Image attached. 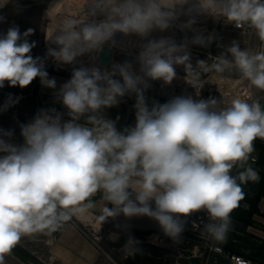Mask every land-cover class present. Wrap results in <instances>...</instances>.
Listing matches in <instances>:
<instances>
[{
	"label": "clouds",
	"instance_id": "obj_1",
	"mask_svg": "<svg viewBox=\"0 0 264 264\" xmlns=\"http://www.w3.org/2000/svg\"><path fill=\"white\" fill-rule=\"evenodd\" d=\"M13 3L20 6L17 0H0V10ZM201 16L254 29L262 43L261 51L251 53L233 42L227 48L231 60L222 53L210 67L198 61L203 71L235 67L264 92V0H87L84 17L62 18L46 35L47 57L57 67L75 65L85 55L91 66L73 67L60 87L65 112L39 109L30 122L19 124L22 142L15 129L0 128V264L23 238L51 235L74 218L91 217L101 227L111 221L127 230V221L147 217L178 241L182 218L203 210L205 234L217 244L226 242L231 214L245 197L243 186L260 179L249 161L254 163V141L264 140V97H238L219 107L216 99L191 95L149 104L145 95L150 81L170 84L176 65L199 86L188 45L206 44L194 27ZM182 17L187 19L181 22ZM5 20L0 14V23ZM174 27L197 34L180 43L153 35ZM33 33L32 28L21 33L15 24L0 33V89H23L37 78L44 87H57L44 59L32 55ZM118 33L139 48L138 69L129 60L113 63L111 71L98 66L99 53L105 44L116 45ZM126 94L135 95V123L118 129L104 110L118 106ZM19 100L9 94L0 112ZM234 169L242 170L233 175ZM138 244L129 235L121 250L131 255Z\"/></svg>",
	"mask_w": 264,
	"mask_h": 264
},
{
	"label": "crops",
	"instance_id": "obj_2",
	"mask_svg": "<svg viewBox=\"0 0 264 264\" xmlns=\"http://www.w3.org/2000/svg\"><path fill=\"white\" fill-rule=\"evenodd\" d=\"M233 42H237L242 50L247 49L251 53L262 50V43L255 35L254 29L251 31L239 30L234 25L223 20L213 39V54L220 56L222 53H225L227 58L231 60L232 57L230 53H227V48L230 47ZM48 75L49 78L56 79L57 87L55 89H49L42 86L40 83L38 92L27 95L38 97L37 111L39 109H50L54 107L59 112H65L66 110L59 103L57 93L62 84L70 78L51 73H48ZM224 78H227L226 80H229V82L233 84L236 82L234 87L237 92L235 94L231 93L232 95L227 94L224 97L221 96L219 98L221 103H226L223 104L222 107H226L230 104L232 99L238 97L249 101L258 97H264V92L252 87L246 79L242 78L235 67L227 68L224 72ZM148 102L151 104L152 99L148 98ZM158 102L164 103L161 101ZM134 104L135 96L125 95L121 98V102L118 106L105 109L104 114L108 118L116 121L118 129H122L126 126H134ZM28 116L29 118L34 117V115ZM117 117L120 119L117 120ZM63 118L68 119L66 115ZM254 147L255 151L252 153V157L256 158L257 162L253 163L250 160L249 163L258 171L260 179L258 182H249L243 186L245 197L240 202L239 207L234 209L231 214L232 223L227 240L223 244L218 245L224 250L223 255H221L222 257L230 259L231 256L236 255L250 261L252 264H264V140H255ZM240 170L242 169H234L233 175ZM119 219L120 222H124L123 217ZM76 221L78 220L74 218L65 224L57 235L39 234L33 237H25L21 240L20 245L30 251L28 244L33 243L35 245V250L33 249L32 251L31 249L32 254L42 260V258H40V251L44 250L50 263L99 264L101 260L100 252L95 245L91 243L86 234L81 231ZM79 221H81V219ZM127 223L129 224L127 230L116 228L115 222L111 221L105 223L103 226L104 229L108 231L112 232L114 230L119 233L120 236L128 237L131 235L137 241L145 237L165 235L158 223L147 217L132 218L127 221ZM181 237L182 239L190 238L187 231H183ZM198 247L200 249L203 248L201 241L198 242ZM143 248H139V251H144ZM205 251L206 250H204V253ZM145 256V258H147L149 254ZM146 260L136 264H147L148 260Z\"/></svg>",
	"mask_w": 264,
	"mask_h": 264
},
{
	"label": "rangeland",
	"instance_id": "obj_3",
	"mask_svg": "<svg viewBox=\"0 0 264 264\" xmlns=\"http://www.w3.org/2000/svg\"><path fill=\"white\" fill-rule=\"evenodd\" d=\"M55 1L56 0H17V3L20 5L19 7H17L15 3L10 4L5 9L0 10V14L6 16L5 22L0 23V33L5 32L13 24L19 26L21 33H23L28 28L34 29V33L29 37L30 42H36V47L33 48L32 55L34 57H40L44 59L45 69L48 73L70 78L73 67L84 66L83 63L77 60L75 65H64L61 67H57L56 61L51 57H47V49L50 45L46 42L45 37L48 33L52 31L54 23L53 18L49 17L47 14L53 4H55ZM201 17L203 18L204 16ZM207 19V23H199V20L198 23L194 25V27L196 28H205L200 31V34L205 37L206 44H189L188 52L190 54V57H192L194 50H199L203 52H212L213 50V39L216 35L220 23L224 19L222 17L218 19L208 17ZM196 34L197 33H194L191 30L188 34L189 40H191ZM158 35H163L167 37L169 35V31L161 34L159 33ZM171 36L177 41V43H180L184 40L183 32H173ZM51 47L53 46L51 45ZM116 49L117 54H115L114 57L115 63H123L125 60H129L130 56H137L139 52V48H136V50L130 49V51H126L128 49L123 50V48L122 50L121 48L119 50L118 47H116ZM111 70L112 68L109 69V71ZM219 79H221L222 81V87L220 90L223 89L224 93L226 92V79L224 78V74L219 77ZM157 83L158 81L152 82L151 87L148 88L145 92L146 97L161 102H166L168 99L172 98V95L169 96L160 93L157 90ZM39 85L40 81L39 78H37L32 82L31 85L23 89L18 86H5L4 88L0 89V105L4 103L5 99L9 94H12L14 97H20V100L17 104L8 108L4 112H0V128H3L5 130L15 129L17 142H22L19 136V124L30 122V120L32 119L29 118L28 114L24 112L25 97L27 94H34L35 92H38ZM236 92V89H234L231 90L230 93L235 94ZM126 95L135 96L134 94ZM81 221H76L78 227L81 229V231H83V233L86 234V236L90 239L91 243L95 245V247L101 254V260L99 261V264H136L138 262H141L135 260L133 256L134 253L131 255H126L121 250L126 244L128 237L120 236L119 233L115 232L114 230L111 232L104 229V226L101 227L99 222L95 221L91 217H89L85 221L81 219ZM94 224H97V227L93 226ZM113 232L117 233L119 237L115 241L109 239L110 233ZM187 233H189L190 238L182 239V237L180 236L178 241H174L171 237L167 235L145 237L141 240H138V248L144 247V250L149 249V256H147V258H144L142 261H145L147 259V264H192L190 262L189 257L185 255L182 250H191L192 252L196 253L197 256H199L204 253V250H206V246L208 245L207 243L209 239L207 237H196L193 231H188ZM158 237L166 238V242H159ZM199 241H201L203 245V248L201 249L198 247ZM28 247L30 248V251L18 244L13 249L11 255L5 257V264H59L50 263L44 250L40 251V258H42V260L32 254L31 249L32 251L33 249L35 250V245L33 243L28 244ZM204 254L205 259H208V253ZM205 263L206 260L203 264Z\"/></svg>",
	"mask_w": 264,
	"mask_h": 264
},
{
	"label": "built area",
	"instance_id": "obj_4",
	"mask_svg": "<svg viewBox=\"0 0 264 264\" xmlns=\"http://www.w3.org/2000/svg\"><path fill=\"white\" fill-rule=\"evenodd\" d=\"M239 30L243 31H251L252 29H249L247 26L244 28H237ZM216 55H214L211 51L210 52H203L199 50H194V53L192 54V57H190L189 62H191L193 65V68L196 70L199 76V86H194L193 83L191 82L190 77L188 76L187 72L183 68H179V77L182 78V83L177 84V86L174 87L173 89V96L177 95H191L195 99H216L217 101L220 102L219 107H222L223 104H226L225 102H222L219 100L221 96L224 93H221V87H222V81L219 79L223 73H216L214 70L205 72L203 71V67H210L216 59ZM198 61H204V66L202 67ZM221 93V94H219ZM231 94V93H228ZM227 95V94H226ZM254 162H257V159L254 158ZM186 222L184 224V231H193L196 237H207L208 240V245L206 246V254L208 259H205V254L202 253L199 255L203 259V263L206 260V263L211 259V257L214 254H219L223 255L224 250L221 246L217 244L214 240H212L207 234L204 232V225L208 223V216L207 213L204 212L203 210L198 212V213H193L187 218H182ZM159 242H166V238L164 237H158ZM145 255L149 254V249L144 250ZM183 251V250H182ZM194 253V252H193ZM196 255V253H194ZM238 259H242L244 261H247L246 259L233 255L230 257L231 264H237ZM249 264H252L250 261H248Z\"/></svg>",
	"mask_w": 264,
	"mask_h": 264
},
{
	"label": "bare ground",
	"instance_id": "obj_5",
	"mask_svg": "<svg viewBox=\"0 0 264 264\" xmlns=\"http://www.w3.org/2000/svg\"><path fill=\"white\" fill-rule=\"evenodd\" d=\"M86 4H87V0H56L55 1V4H53V6L50 8V10H49V12L47 14L49 17L53 18V20H54L53 28L56 27L57 23L62 18H65V17H84L85 12H86ZM183 18H186L187 19V17H182L181 18V22H183V21L186 20V19H183ZM207 18L208 17H206V16H204L203 18L202 17H198L197 18V23H198L199 20H200L199 23H207L206 22L208 20ZM196 29L198 30V33L200 34V31L203 30V29H205V28H196ZM190 31L191 30L181 31L178 27H174V28H172V29L169 30V35L168 36H171L173 32H176V33L183 32L184 37H185V35H187V37H188V34L190 33ZM158 34L159 33H154L153 35L156 36V37H159L160 35H158ZM114 39L116 40V45L115 46H110L109 44H105L104 47H111L113 49V51L115 52V54H117L116 47H118L119 50H120V48H121V50H122V48H123V50L124 49H128L126 51H130V49L131 50L132 49L136 50V48L138 49V47H135L132 44H129V42H128L129 38L123 37L122 34H119V33L116 34V36L114 37ZM130 39L133 40L137 44L139 43V38L138 37H131ZM52 46L55 47V45H52ZM100 56H101V52L99 53L98 60H97V64H98L99 67H101L100 66V63H99ZM135 57H136V55H135ZM135 57H131L130 56L129 61L134 62V67H136L138 69L139 68V65L137 63H135ZM78 60L81 63H83L85 67H90L91 66V63L89 62V59H88V56L87 55H85L84 57L78 58ZM114 63H115V60H114ZM110 68L111 67H101V69H104V70H107V71H109ZM179 68L185 69V67L183 65H176V73H177V76H176V78H174V80L170 84H165L163 81H158V83H160V84L157 83V85H158L157 86V90L160 93H162L164 95H169L170 96V95L173 94L174 87L177 86V84H181L182 83L183 80H182L181 77H179V72H178ZM225 79H227V78H225ZM152 82L153 81H150V84H152ZM234 84L231 83V82H229V80H226L225 81V85H226L225 86V91L226 92H224V95L230 93L231 90H234L235 89ZM221 91L223 93V89ZM87 219L88 218H84L82 220L85 221ZM96 225L97 224H94L93 226H96Z\"/></svg>",
	"mask_w": 264,
	"mask_h": 264
},
{
	"label": "water",
	"instance_id": "obj_6",
	"mask_svg": "<svg viewBox=\"0 0 264 264\" xmlns=\"http://www.w3.org/2000/svg\"><path fill=\"white\" fill-rule=\"evenodd\" d=\"M115 52L111 47H104L101 51L100 56V66L101 67H111L114 63ZM264 103V101H262ZM38 108V97L34 95H27L25 99V112L28 115H35ZM65 226V225H64ZM62 230V229H61ZM61 230L53 233L57 235ZM185 255H187L192 264H203V259L200 256L195 255L191 250H183ZM134 258L137 261H142L145 258V251H137L134 253ZM207 264H231V260L225 257H222L219 254H215L208 261Z\"/></svg>",
	"mask_w": 264,
	"mask_h": 264
}]
</instances>
